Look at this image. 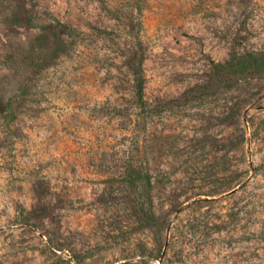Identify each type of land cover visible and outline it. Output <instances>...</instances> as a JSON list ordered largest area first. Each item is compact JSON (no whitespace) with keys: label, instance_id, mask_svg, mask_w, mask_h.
<instances>
[{"label":"rangeland","instance_id":"rangeland-1","mask_svg":"<svg viewBox=\"0 0 264 264\" xmlns=\"http://www.w3.org/2000/svg\"><path fill=\"white\" fill-rule=\"evenodd\" d=\"M250 55L264 0H0V264H264Z\"/></svg>","mask_w":264,"mask_h":264},{"label":"trees","instance_id":"trees-1","mask_svg":"<svg viewBox=\"0 0 264 264\" xmlns=\"http://www.w3.org/2000/svg\"><path fill=\"white\" fill-rule=\"evenodd\" d=\"M232 68L240 74L249 72H263L264 59L263 57H257L255 55H250L248 58H236L235 65L232 66ZM130 70L133 76L134 86L136 90V98L138 102L143 105L145 100V77L142 65V56H139V54L136 53L131 58Z\"/></svg>","mask_w":264,"mask_h":264}]
</instances>
